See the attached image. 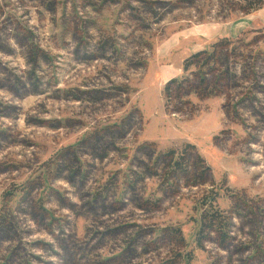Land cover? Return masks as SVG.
<instances>
[{
    "label": "rangeland",
    "instance_id": "obj_1",
    "mask_svg": "<svg viewBox=\"0 0 264 264\" xmlns=\"http://www.w3.org/2000/svg\"><path fill=\"white\" fill-rule=\"evenodd\" d=\"M0 264H264V3L0 0Z\"/></svg>",
    "mask_w": 264,
    "mask_h": 264
},
{
    "label": "trees",
    "instance_id": "obj_2",
    "mask_svg": "<svg viewBox=\"0 0 264 264\" xmlns=\"http://www.w3.org/2000/svg\"><path fill=\"white\" fill-rule=\"evenodd\" d=\"M240 2H243L246 6H248L249 8H254V7H258V6H262L264 3V0H238ZM198 54H196L195 56H197ZM194 56V57H195ZM191 60H189L190 62ZM188 62L185 66L186 70L188 67ZM180 164L179 161H174L173 162V168L176 169L178 167V165ZM215 199L214 196L211 197V200ZM212 206V205H211ZM215 207L211 209V212H208V214L204 215L205 220L207 219L210 223L211 229H215L217 232H220L221 234H223L224 237H226V231L224 229V226L226 227L225 224V219L222 217V215H220ZM216 219H219L220 224H218L219 226H216L217 222ZM216 222V223H215ZM223 222H224V226H223Z\"/></svg>",
    "mask_w": 264,
    "mask_h": 264
}]
</instances>
